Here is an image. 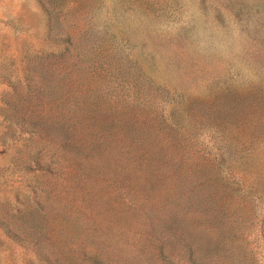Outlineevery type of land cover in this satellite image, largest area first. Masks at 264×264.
Here are the masks:
<instances>
[{"label":"rangeland","instance_id":"obj_1","mask_svg":"<svg viewBox=\"0 0 264 264\" xmlns=\"http://www.w3.org/2000/svg\"><path fill=\"white\" fill-rule=\"evenodd\" d=\"M55 11L116 63L139 57L170 99L149 90L146 110L66 133L44 100ZM91 255L264 264V0H0V264Z\"/></svg>","mask_w":264,"mask_h":264},{"label":"trees","instance_id":"obj_2","mask_svg":"<svg viewBox=\"0 0 264 264\" xmlns=\"http://www.w3.org/2000/svg\"><path fill=\"white\" fill-rule=\"evenodd\" d=\"M65 15L56 11L53 14L52 27L57 28L58 33L64 32L61 36L62 48L47 54L54 59L47 65L49 73L44 76V100L59 108L63 118L61 126L66 133L72 134L73 127L79 125L81 118H89L94 113L125 118L128 108L146 107V110L155 101L149 90L158 94L165 92L166 97H170V90L164 84L153 82L145 72L139 57L131 56L116 63L113 58L97 52L94 48L96 30L88 28L87 40L78 42L69 31L64 30L67 22ZM125 64L130 69V77L125 74ZM134 78L146 85L138 86ZM148 114L152 116L151 112ZM155 118H160L171 132L176 131L177 122L172 113L156 112ZM91 259L96 264H108L100 255H91Z\"/></svg>","mask_w":264,"mask_h":264}]
</instances>
